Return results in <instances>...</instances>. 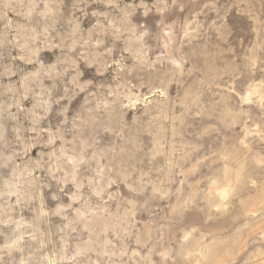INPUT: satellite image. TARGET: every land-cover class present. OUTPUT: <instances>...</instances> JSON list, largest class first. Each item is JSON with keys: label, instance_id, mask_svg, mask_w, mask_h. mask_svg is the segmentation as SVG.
Listing matches in <instances>:
<instances>
[{"label": "rangeland", "instance_id": "374dc122", "mask_svg": "<svg viewBox=\"0 0 264 264\" xmlns=\"http://www.w3.org/2000/svg\"><path fill=\"white\" fill-rule=\"evenodd\" d=\"M217 235L212 264H264V0H0V264H197Z\"/></svg>", "mask_w": 264, "mask_h": 264}, {"label": "bare ground", "instance_id": "6f19581e", "mask_svg": "<svg viewBox=\"0 0 264 264\" xmlns=\"http://www.w3.org/2000/svg\"><path fill=\"white\" fill-rule=\"evenodd\" d=\"M244 169H245V161L241 162L239 167L236 169L233 182L228 183V184H221L219 181L214 182L213 183V191H214L213 195H216V197L218 196L219 198L225 199L226 197H231L233 195H237L242 189L246 188V186L248 185V183L250 181H249V177L247 179H245ZM251 169H253V168H251ZM210 198H208L209 205L211 204ZM216 199H218V198H216ZM225 203L228 204L227 201H225ZM214 207H216V206H214ZM217 208H216V210H218ZM247 221H248V219L245 220V222H247ZM239 234H241V233H239ZM192 241L195 242L194 240H192ZM214 241L217 242V245H216V243L214 244ZM222 241H223V239H222L221 235H217V236H213L210 240H206L203 243L198 244L197 246L193 243L195 245L194 249L187 248V251H188L187 254L194 252L195 257L193 259V262L197 261V264H212V258L215 255L220 256L221 255L220 252H223L224 248L227 247V246L224 247V245H221ZM215 245H216V248H215ZM179 250H181V249H179Z\"/></svg>", "mask_w": 264, "mask_h": 264}, {"label": "crops", "instance_id": "0c3cea01", "mask_svg": "<svg viewBox=\"0 0 264 264\" xmlns=\"http://www.w3.org/2000/svg\"><path fill=\"white\" fill-rule=\"evenodd\" d=\"M258 200L259 199L257 198L254 201H251L250 204H256L258 202ZM241 207L243 208L244 217H246V215L250 211V209L247 207V204H246L245 201H241ZM239 232H240V230L237 231V232H234L233 235H232V237L233 236L236 237L237 235L239 236Z\"/></svg>", "mask_w": 264, "mask_h": 264}]
</instances>
